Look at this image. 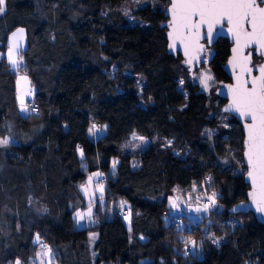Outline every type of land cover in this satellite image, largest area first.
I'll use <instances>...</instances> for the list:
<instances>
[{"label": "trees", "instance_id": "1", "mask_svg": "<svg viewBox=\"0 0 264 264\" xmlns=\"http://www.w3.org/2000/svg\"><path fill=\"white\" fill-rule=\"evenodd\" d=\"M127 1L5 0L0 140L9 143L0 149V264H37L43 246L37 237L52 250L49 264H264V226L251 213L231 212L249 190L240 123L218 110L225 103L218 96L200 90L180 55L168 53L169 1L136 11L143 26L115 12ZM19 28L27 46L18 71L35 89L26 114L6 58L9 37ZM230 47L219 40L208 68L219 84L229 80L222 68ZM224 115L231 130L219 127ZM94 124L105 128L96 139L89 131ZM133 133L149 140L138 155L123 150ZM230 151L242 163L224 169L218 163ZM113 158L118 165L111 172ZM97 172L106 176L105 195L94 223L79 228L80 186ZM193 185L218 192L217 207L189 227V236L200 231L194 240L201 246L177 251L164 218L167 198ZM121 202L130 224L115 206Z\"/></svg>", "mask_w": 264, "mask_h": 264}, {"label": "snow or ice", "instance_id": "2", "mask_svg": "<svg viewBox=\"0 0 264 264\" xmlns=\"http://www.w3.org/2000/svg\"><path fill=\"white\" fill-rule=\"evenodd\" d=\"M4 3L5 0H0V13L4 11ZM261 4H264V0H260V3H257V0H172L173 33L169 35L173 37L174 44V33H179L180 30L187 33V36L182 39V43L187 41L185 43L187 54L189 44L193 42V33L198 39L202 25L207 24L209 29L208 36H210L214 24H220L222 21L227 20L231 26L229 30L236 38L237 47L233 49L234 53L240 52L241 41H243L245 46L258 45L261 49V54L264 55V7ZM13 35L14 40L8 48L7 59L13 69L16 70L23 63V57L20 56L19 60L17 59L19 44L15 37L18 35L22 38L23 30L21 29L18 34L14 33ZM237 59L238 57L234 56V60ZM188 63H192V58H189ZM230 63H233V61H230ZM249 63L250 57H243L241 69L242 73L247 72L251 76V80L243 79L242 76L237 77L236 86L229 89L233 94L232 104L229 108L239 112L242 117H250L251 122L246 125L248 134L246 156L248 165L251 168L248 175L252 179L254 189L259 192L260 200L257 202L256 191L250 193V195L253 201L257 203V210L264 212V65L258 68V76H252V69L248 67ZM21 79L26 80L27 78L22 77ZM208 80H211V76H206L201 81L205 88H207ZM249 84L251 85L250 87H248ZM95 127L93 125L89 131L92 132ZM140 139L142 140L143 138ZM8 143L7 139L0 140V146H6ZM81 156H83L82 151ZM113 166H115V162ZM94 175L98 178L100 173H95ZM92 182L93 178L90 176L87 183L81 185V191L85 196H90V204L86 213H76V217L79 220H83L85 216L91 219V199L94 198V193L90 194L89 189ZM97 190L100 192V200L102 202L104 194L102 185H97ZM215 197V193L209 196L208 203L214 205ZM207 210L208 204L206 203L204 211ZM197 211H200V209H197ZM37 241L39 242V237H37ZM42 247H44L45 251L39 255L41 257L51 256L52 250L48 249L46 245ZM15 264H21V261L17 259ZM41 264H44L43 259H41Z\"/></svg>", "mask_w": 264, "mask_h": 264}, {"label": "rangeland", "instance_id": "3", "mask_svg": "<svg viewBox=\"0 0 264 264\" xmlns=\"http://www.w3.org/2000/svg\"><path fill=\"white\" fill-rule=\"evenodd\" d=\"M159 3V0H128L126 3L117 6L115 9V12H117L128 24L131 25H139L143 26L144 24L142 21L137 19L135 17L136 11L146 8L148 6L154 7ZM5 7V3L3 5V8ZM2 14V13H0ZM23 30V36L20 38L18 35L15 37L17 39L19 47H18V53L19 55L17 56V59L19 60V57L22 55V52L25 51L26 46H27V40H26V32L23 28H19L15 30L9 37V42H8V48L10 44L14 40V33L18 34L20 30ZM8 48L6 52V58H7V53H8ZM2 55H0V58ZM8 60V59H7ZM261 63V62H260ZM9 67L11 70L16 71V87H17V101L20 109H24V107H28V104L33 100L34 94H35V89L27 75L24 73H21L18 71V69L14 70L12 65L9 63ZM21 65V64H20ZM19 65V68H20ZM211 66V64H210ZM209 66V67H210ZM128 75V73H126ZM206 76H211V80L207 81V88L204 87V85L201 83V81L206 77ZM22 77H26V80L21 79ZM194 82H196L200 90L204 93H207L212 96L213 99L217 97L216 91L218 89V84L219 82L216 80L215 76L211 72L210 69H208L205 66H201L198 70L195 71V77L193 78ZM139 87L141 88L143 84V80L141 78L138 79ZM23 101V103H21ZM218 110H222L219 108ZM230 116L224 115L223 117L220 118L219 122V127L221 129H226V130H231V124H230ZM96 127L93 129L92 132H90V135L92 138L96 139L98 137H101L105 133V128H101L99 125L94 124ZM92 129V128H91ZM204 133H207L209 135H214L215 132L211 130H206ZM135 134V138H134ZM140 138H143L142 140ZM171 142H166L165 146L168 147ZM149 144V140L143 136H140L137 133H133L128 141L124 144L123 150L126 153H130L133 155H138L140 154ZM5 146H0L1 148H4ZM229 159L224 161V162H219V166L223 167L224 169H229L231 167H234V165L242 163V160L236 156V153L234 151L229 152ZM115 162V166L114 165ZM118 165V158H113L111 160V167L110 170L111 172H114L117 168ZM99 173V172H97ZM95 173H92L90 176L93 178V182L91 184V187L89 189L90 194L94 193V198L91 199V206H92V216L91 219H89L87 216L83 220H79L76 217L77 212H82L86 213L90 204V196H85V194L81 191V186H80V193L81 196L77 198V204H76V209L74 213V217L77 222V226L79 228L83 227H89L91 226L94 221H95V214L96 209H99V205L102 203L100 200V192L97 190V185H102L101 179L106 177L105 174L100 173V176L97 178ZM89 176V177H90ZM88 177V178H89ZM88 181V179H87ZM86 182H84L82 185H85ZM104 189L105 193V187L102 186ZM213 193L216 194L215 197V204H211L210 207H208L207 211H204V207L206 204V200H208V197L211 196ZM105 195V194H103ZM219 198L218 192L215 190L209 191L205 186H195L193 185L189 189H180L176 188L171 192V195L169 198H167V203H168V208L169 212L179 218H182L184 221L186 220V224L190 226H186V228L182 229H177L173 227L171 229V238H175L176 242L175 244V249L177 251H183L184 249L187 248V252H190L192 250L193 252L198 249L201 245L196 244L194 239H198L200 237V231L195 230L193 233V236H189L188 233L191 231V225L193 222H201L202 220L206 219L205 217H209V214L211 210L217 207V200ZM122 205V206H121ZM115 206H120L119 209L123 212V218L126 221L127 224H130V211L125 208L126 203L122 202L121 203H116ZM112 205H108V208L106 209V212L111 211ZM197 209H200V211H197ZM192 220V221H191ZM245 221V218L243 219ZM96 236L94 234L90 235V245L93 246L95 242ZM209 241H212V243L219 245L220 241L217 238L214 237H209ZM215 241V242H214ZM36 242L40 245L45 246L43 243L40 241L38 242L36 239ZM194 242V243H193ZM185 243L188 244L187 247H184ZM48 247V246H47ZM45 249L44 247L40 246V249L38 250L37 253V264H41V259H43L44 264H49L52 260L53 257L51 256H44L41 257L39 254L44 252Z\"/></svg>", "mask_w": 264, "mask_h": 264}, {"label": "water", "instance_id": "4", "mask_svg": "<svg viewBox=\"0 0 264 264\" xmlns=\"http://www.w3.org/2000/svg\"><path fill=\"white\" fill-rule=\"evenodd\" d=\"M169 5L165 11V17L167 18L164 27L167 29L166 31V39L168 42V53L173 56L180 55L183 59V65L185 68L188 69L189 73L191 74L192 78L195 77V71L198 70L201 66H205L209 68L210 64L212 63L215 54L211 53L209 50L212 48L219 40L225 39L228 40L231 47H230V55L223 65V71L225 72L226 76L231 80L230 82L220 83L219 87L216 91L217 96L224 101V105L222 107V113L228 114L231 117L235 118L242 127V132L244 135L243 141V161L244 165L247 169L245 173V183L249 186V190L247 192V200L244 202L239 203L231 212L233 214H253L256 221L264 226V212L257 210V203L253 201L252 196L250 193L254 191L257 192V202L260 200V195L257 189H254L252 179L249 177L248 173L251 170L250 166L248 165L247 161V129L246 125L249 124L250 117H242L239 112L235 111L234 109H230L229 106L232 104L233 94L230 92V88H234L237 84V77L242 76L243 79L251 80V76L247 74V72L242 73L241 69V62L243 57H250V63L248 67L252 69V76H258V68L264 65V55L261 54V49L258 45L252 44L245 46L243 41H241L240 52L234 53L233 49L237 47L236 38L233 36L232 32L229 30L230 25L228 24L227 20L222 21L220 24H214L211 29V35L208 36V26L207 24L202 25L199 30V38H196L195 33H193V42L189 44L187 49V54L185 50V41L182 43V39L187 36V33H184L183 30H180L179 33H174L175 43L173 44V37H170V33H173L172 27V0H168ZM258 3V0H257ZM264 7V4L261 5ZM234 56H237L238 59L234 60ZM192 58V63L189 64L188 60ZM255 58H262L263 61L259 64H255ZM233 61V63H230ZM251 85L249 84L248 87ZM228 109V110H226Z\"/></svg>", "mask_w": 264, "mask_h": 264}, {"label": "built area", "instance_id": "5", "mask_svg": "<svg viewBox=\"0 0 264 264\" xmlns=\"http://www.w3.org/2000/svg\"><path fill=\"white\" fill-rule=\"evenodd\" d=\"M207 180H211V176H208ZM102 186L105 187L106 181L105 179L101 180ZM206 203L208 204V207L211 206L210 203H208V200H206ZM164 218L171 224V226L177 228V229H182L184 228V226L186 225V220L184 221L182 218H179L173 214H171L170 212H165L164 213ZM207 218V217H205ZM192 221V220H191ZM227 224L229 226H234V224H232L230 221H227Z\"/></svg>", "mask_w": 264, "mask_h": 264}, {"label": "flooded vegetation", "instance_id": "6", "mask_svg": "<svg viewBox=\"0 0 264 264\" xmlns=\"http://www.w3.org/2000/svg\"><path fill=\"white\" fill-rule=\"evenodd\" d=\"M258 3H260V0H258ZM261 5H263V4H261ZM218 43V42H217ZM216 43V44H217ZM216 44L212 47V48H210L209 50L211 51V53L213 54H215L216 55ZM263 61V59L262 58H255V61H254V63L255 64H259L260 62H262ZM229 79V78H228ZM231 80L229 79L227 82H230Z\"/></svg>", "mask_w": 264, "mask_h": 264}, {"label": "crops", "instance_id": "7", "mask_svg": "<svg viewBox=\"0 0 264 264\" xmlns=\"http://www.w3.org/2000/svg\"><path fill=\"white\" fill-rule=\"evenodd\" d=\"M18 69H20V68H18ZM26 82H27V80H26ZM16 92H17V87H16ZM24 109H26V110H21L23 113H27V112H29V109H28V107H24Z\"/></svg>", "mask_w": 264, "mask_h": 264}]
</instances>
